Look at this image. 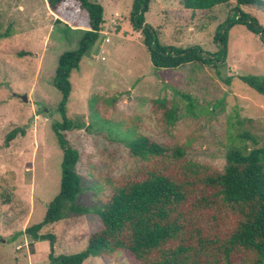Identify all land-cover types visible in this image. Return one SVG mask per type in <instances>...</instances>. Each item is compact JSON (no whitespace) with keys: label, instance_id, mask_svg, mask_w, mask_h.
<instances>
[{"label":"rangeland","instance_id":"rangeland-1","mask_svg":"<svg viewBox=\"0 0 264 264\" xmlns=\"http://www.w3.org/2000/svg\"><path fill=\"white\" fill-rule=\"evenodd\" d=\"M90 1L103 8L101 31L89 54L70 72L66 104L67 116L84 126L65 132L69 145L80 154L76 170L83 191L78 202L98 208L111 186L142 177L153 162L135 160L122 143L110 141L105 130L89 128L91 100L92 107L118 123L121 131L183 146V161L195 162L208 172L222 169L224 152L237 132L245 130L258 144L264 142V95L238 77L264 75V44L257 34L242 24L229 29L221 68L222 77L231 76L226 84L207 65L154 67L140 32L129 21L132 0ZM234 5L230 0L210 10H191L181 0H151L144 19L162 44L181 48L196 44L214 51V31ZM240 8L264 28V0ZM86 16L73 0L64 1L56 14L48 10L45 0H0V33L4 34L0 38V264H50L49 239L34 240L25 228L43 220L48 203L59 191L62 150L51 125L61 119L56 109L61 95L52 79L59 56L77 48L87 27ZM180 94L194 99L192 114L186 112ZM156 98L178 107L180 118L172 126L165 125L162 109L152 102ZM14 129L18 130L15 137L5 143ZM244 142L253 145L250 139ZM160 163L178 177L183 171L167 158ZM198 186L190 189L184 210L197 216L205 233H224L232 224V214L220 206L196 208L202 188ZM101 227L100 217L91 212L45 225L39 233L55 235L54 255H69L82 250L88 236ZM82 264L133 263L126 252L116 250L88 257Z\"/></svg>","mask_w":264,"mask_h":264},{"label":"trees","instance_id":"trees-1","mask_svg":"<svg viewBox=\"0 0 264 264\" xmlns=\"http://www.w3.org/2000/svg\"><path fill=\"white\" fill-rule=\"evenodd\" d=\"M64 1L45 0V4L50 12L56 14ZM73 1L86 11L87 27L77 48L64 51L59 56L52 79L53 86L61 95L56 107L61 119L51 125L62 150L59 191L48 203L43 220L25 228V232L34 240L49 239L50 264H82L88 257H98L116 250L126 252L133 264H264V142L258 144L256 138L245 130L237 132L230 139L224 152L222 169L208 172L195 162L183 161L186 154L183 146H171L141 133L121 131L118 123L102 117L92 107L94 101L91 100V122L88 127L95 132L105 130L106 137L122 143L135 160L153 162L142 177L111 186L110 194L98 208L92 209L77 201L83 191L81 176L76 170L80 154L69 145L65 132L84 126L66 114L71 91L69 77L70 72L78 67L82 56L89 54L98 40L103 8L90 0ZM150 1L132 0L129 21L140 32L142 43L156 68H177L188 63L207 65L223 82L230 84L231 76H221L227 55L229 29L235 24H242L257 34L264 44V28L256 18L240 8V5H261L262 0H234L231 14L214 31V51L196 44L184 48L162 44L156 30L144 19ZM229 2L181 0V4L191 10H210ZM2 36L4 34L0 33V38ZM238 77L264 95V75ZM180 96L186 101V112L192 114L196 106L194 99L188 94ZM152 102L162 109L167 127L179 120L180 114L175 104H167L165 98H156ZM17 132V129L10 131L5 143L13 139ZM244 139H250L253 145L249 147ZM164 158L182 166L179 177L161 165ZM196 184L202 186L195 200L196 208L216 209L220 206L232 214V224L224 233H205L197 216L193 217L184 210V203L192 192L190 189ZM91 212L100 217L102 227L88 236L85 247L73 254L54 255L55 235L39 233L41 228L70 215ZM212 217L215 219V216Z\"/></svg>","mask_w":264,"mask_h":264},{"label":"water","instance_id":"water-1","mask_svg":"<svg viewBox=\"0 0 264 264\" xmlns=\"http://www.w3.org/2000/svg\"><path fill=\"white\" fill-rule=\"evenodd\" d=\"M22 98H23V100H25V97L24 96Z\"/></svg>","mask_w":264,"mask_h":264}]
</instances>
